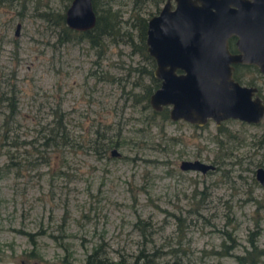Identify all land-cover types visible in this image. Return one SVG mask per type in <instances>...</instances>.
I'll return each mask as SVG.
<instances>
[{
  "label": "rangeland",
  "instance_id": "374dc122",
  "mask_svg": "<svg viewBox=\"0 0 264 264\" xmlns=\"http://www.w3.org/2000/svg\"><path fill=\"white\" fill-rule=\"evenodd\" d=\"M70 3L0 0V264H133L141 251L239 264L251 242L264 249V120L155 113L143 52L165 0H91L93 43L60 39L49 15Z\"/></svg>",
  "mask_w": 264,
  "mask_h": 264
},
{
  "label": "water",
  "instance_id": "95a60500",
  "mask_svg": "<svg viewBox=\"0 0 264 264\" xmlns=\"http://www.w3.org/2000/svg\"><path fill=\"white\" fill-rule=\"evenodd\" d=\"M254 1L260 19L255 41H247V35L238 31L240 23L233 28L235 14L225 10L230 0H176L174 8L167 0L159 13L149 18L146 50L156 62L154 75L161 79L150 95L153 110L167 106L171 120L196 125L208 119L216 124L227 118L253 123L264 120L261 99L251 100L250 90L230 79L228 66L230 61L246 58L264 70V0ZM95 18L91 0H71L64 14L65 25L75 31L92 29ZM231 34L240 38L241 56L230 55L226 49ZM176 69L182 72L176 73ZM180 168L204 172L213 166L184 160ZM256 179L264 186L263 168L256 170Z\"/></svg>",
  "mask_w": 264,
  "mask_h": 264
},
{
  "label": "flooded vegetation",
  "instance_id": "af4514ba",
  "mask_svg": "<svg viewBox=\"0 0 264 264\" xmlns=\"http://www.w3.org/2000/svg\"><path fill=\"white\" fill-rule=\"evenodd\" d=\"M166 1L167 0H165V3H166ZM169 2L171 4V7L174 8L176 0H169ZM257 8H258V5L255 3L254 0H230L229 4L225 5L226 13L235 14L233 19L231 20L232 25H234L233 28L235 29L236 28L235 26L238 23H240L242 25V27H240L238 29V31L247 35V37H246L247 41L257 40L256 36H258L260 33V30H259L260 29L259 28V20L260 19H259L258 13H256ZM160 9L158 10V13H159ZM212 10H215V8H212ZM149 18H148V20H149ZM235 18H238L240 21L239 22H238V20L236 21ZM148 20H147V24H146V31H147ZM146 36H147V34H146ZM239 40H240V38L236 34H231L227 37L226 49L230 55H236V56L242 55V51L239 48V46H240ZM145 42H146V39H145ZM146 53H147V56L149 58H151L152 61L155 63V67H156V62H155L154 58L148 54L147 50H146ZM228 66L230 67V79L234 83H237L242 88L250 90V99L251 100H253L255 98H259V99H261L262 103L264 104V84H263L264 83V70L261 71L260 68L256 64L251 63V62H247L246 58L243 61L242 60L235 61V62L230 61L228 63ZM155 67H154V70L152 71V76L155 80L159 81V84H160L161 79L157 78L154 75ZM175 72L181 73L182 71L180 69H176ZM164 107H167V106H164ZM156 111H159V110H156ZM229 119L234 120V121H238L240 123L252 124V125H256V124L260 123V122H258V123L247 122L244 120H240L238 118H227L223 121H226ZM178 120H182V119H178ZM208 121H212L216 126H219L223 122V121H221L218 124H216L214 120L208 119L206 121V123ZM190 124H192V123H190Z\"/></svg>",
  "mask_w": 264,
  "mask_h": 264
},
{
  "label": "trees",
  "instance_id": "16d2710c",
  "mask_svg": "<svg viewBox=\"0 0 264 264\" xmlns=\"http://www.w3.org/2000/svg\"><path fill=\"white\" fill-rule=\"evenodd\" d=\"M49 19H52L51 21H53V23H55L56 25L59 26V28H60V32H59L60 39L73 38V37L77 36V37L88 38L92 43L94 42V39H95L94 31L96 30V27L89 29V30H86V31H75V30L69 29L65 25L63 14H50ZM143 49H145V48H143ZM143 53L146 55V51H144ZM154 111H155V113H158L159 115H161L162 118H169L167 107H163L159 111H156V110H154ZM57 118L58 119H56V122L59 121L60 115ZM62 128L64 131L65 127L63 126ZM60 137H62L61 139H63V137H66V130H65L63 135L60 134ZM252 235H254V233H252ZM227 239H234V238L231 237L230 234H227ZM251 239H253V238H251ZM250 245H251V250L246 251V253H244L242 255H236V260L239 264H255L257 262V260L260 258V256H262L264 254V249L257 248L252 242ZM142 252L143 251H141V254L136 256V260L133 264H137L139 258H141V259L145 258L144 256H146V254H144ZM89 259H90V257H89ZM89 259H88V261H86L85 264H91L90 261H92V260H89ZM148 260H149V258H147V259L145 258V260L141 264H150Z\"/></svg>",
  "mask_w": 264,
  "mask_h": 264
}]
</instances>
